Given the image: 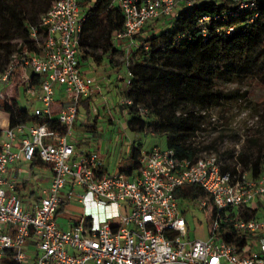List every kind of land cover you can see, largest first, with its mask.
Listing matches in <instances>:
<instances>
[{
	"label": "built area",
	"instance_id": "obj_1",
	"mask_svg": "<svg viewBox=\"0 0 264 264\" xmlns=\"http://www.w3.org/2000/svg\"><path fill=\"white\" fill-rule=\"evenodd\" d=\"M81 1H56L41 17V34L31 30L38 51L22 48L20 80L32 114L40 120L56 119L66 131L24 124L0 133V264H264V172L252 177L237 166L232 174L222 170L216 154L188 160L171 149L153 148L140 153L137 168L129 175L125 171L107 174L97 152L75 151L69 130L79 101L95 94L92 81L82 77L77 57V33L84 21ZM195 1L114 0L123 19L114 43L127 41L126 48L135 47L133 36L147 24L168 21L180 7ZM231 1L239 9H256L257 0ZM203 22L210 19L203 17ZM16 65L14 59L0 73V99L3 91L13 87ZM125 69L127 90L131 73L127 64ZM34 76L39 77L37 87L32 86ZM56 86L65 96L58 111ZM35 103L39 105L34 107ZM130 104L121 98L120 105ZM35 154L50 180L29 204L15 191L25 180L21 169L11 177L8 171L17 161L31 162ZM188 186H197L205 194L196 200L209 216L206 241L186 239L176 191ZM72 197L87 208L70 228L61 229L58 211ZM221 227L233 231L236 240H244L243 247L223 241L218 233Z\"/></svg>",
	"mask_w": 264,
	"mask_h": 264
},
{
	"label": "trees",
	"instance_id": "obj_2",
	"mask_svg": "<svg viewBox=\"0 0 264 264\" xmlns=\"http://www.w3.org/2000/svg\"><path fill=\"white\" fill-rule=\"evenodd\" d=\"M56 1L0 0V73L14 59L17 61L11 76L14 97L10 101L0 100L8 128L44 124L51 131H66L56 119L40 120L30 107L19 103L20 94L25 92L19 79L25 57L22 48L29 53L38 51L31 30H39L41 17ZM255 4V10H248L239 9L231 0H197L191 6L180 7L173 18L162 21L163 26L161 21L147 24L133 36L136 46L125 54L113 40L123 26L114 0H83L79 5L84 21L77 33L79 66L87 61L100 66L105 58L111 62L116 55H125L131 78L123 97L131 104L121 108L127 111L128 129L143 132L145 119L152 118L154 132L165 138L167 149L173 150L180 159H196L201 150L194 145V140L203 131L207 113L243 97L238 90L226 92L222 85H238L249 80L264 88V0H257ZM228 12L235 15L230 16ZM217 16L220 19H215ZM203 17L210 22L200 23ZM229 28L233 30L227 32ZM146 31L149 34L143 36ZM38 33L41 34L40 30ZM121 65L117 66V72ZM38 85L39 77L34 76L32 86ZM141 152L140 146L130 148L129 164L123 170L128 175L137 168ZM222 155L230 159L228 164L221 161L224 172L234 174L239 166L240 171L257 177L264 172V136L251 138L237 153ZM30 166L44 167L36 154ZM176 193L191 201L205 197L197 186L179 188ZM218 233L226 243L243 247L244 240H236L233 231L221 227Z\"/></svg>",
	"mask_w": 264,
	"mask_h": 264
},
{
	"label": "rangeland",
	"instance_id": "obj_3",
	"mask_svg": "<svg viewBox=\"0 0 264 264\" xmlns=\"http://www.w3.org/2000/svg\"><path fill=\"white\" fill-rule=\"evenodd\" d=\"M160 23L163 26V22ZM155 29L159 30L157 27ZM143 34V36L148 35L149 31ZM123 43L124 41L115 43V46L124 48L126 45ZM119 64H122L121 70L117 72L116 68ZM126 64L125 55L118 54L110 62L111 67L108 61L101 66L82 65L81 68L90 69L91 74L103 75L105 82L102 87H99V92L89 98L91 100L88 105H79L76 120L69 130L74 144L78 145L77 148L80 151L83 153L97 152L102 157L109 174L123 171L128 166V152L132 143L139 144L144 152H149L155 147L159 149L166 147L165 138L154 132L152 118L145 119L143 132H133L127 127V111L123 110L120 105V99L126 90ZM110 70L113 71L110 72ZM12 86L11 90L3 91L4 97L0 100L10 101L14 97V83ZM106 87H110L111 91L106 92ZM222 88L226 92L238 90L243 97L236 102H225L220 107L210 110L202 126L203 131L195 138L194 145L201 150L198 157L205 154H216L224 164H228L229 157L222 154L237 153L251 138L264 136V88L257 82L249 80L238 85L224 84ZM29 101L25 92L20 94L21 106L30 107ZM7 126V115L0 109V132H4ZM17 162L22 175H31V179L27 181V189H21V193L24 194L23 200L28 202L32 190L38 197L40 189L46 187L40 179L44 173L36 168L31 169L29 163L24 160ZM75 193L81 194L79 190ZM177 199L179 210L186 222V239L208 240L209 216L200 210L198 201L183 199L180 196H177ZM89 207L92 211H96L90 204ZM85 208H87L86 204L79 202L76 197L65 201L63 209L58 213L57 225L65 229L84 215ZM118 222V219L114 221V223Z\"/></svg>",
	"mask_w": 264,
	"mask_h": 264
},
{
	"label": "crops",
	"instance_id": "obj_4",
	"mask_svg": "<svg viewBox=\"0 0 264 264\" xmlns=\"http://www.w3.org/2000/svg\"><path fill=\"white\" fill-rule=\"evenodd\" d=\"M124 45H126L127 46V44H128V42L127 41H125L124 43H123ZM121 50H123V51H130V49H132V48H126V47H124L123 48V46H118ZM127 49V50H126ZM105 61H108V64H109V66L111 67V65H110V62H109V60L108 59H104V61H103V63L105 62ZM102 63V64H103ZM87 65L88 67H92V66H96L94 63H92L91 61H87V62H84L82 65ZM101 64V65H102ZM82 65L80 66V70H81V73H82V77L84 78V79H89V80H91L92 81V83H91V88L94 90V92H95V94L93 95V96H95L96 95V93H98L99 92V87H102V85L104 84V82H105V79H104V77H103V75H100V74H97V73H94V74H91V71H90V69H88V70H83L81 67H82ZM100 65V66H101ZM111 69V68H110ZM113 70H110V72H112ZM116 72V71H115ZM105 91L106 92H110L111 91V89H110V87H106V89H105ZM92 96V97H93ZM64 98H65V96H64V93H63V91H62V88H60L59 86H56V96H55V105H56V108H55V110L56 111H58V109H59V107L60 106H62L63 104H64ZM89 98H91V97H89ZM89 98H81L80 99V101H79V105L81 104V105H88V103L90 102V100L91 99H89ZM121 100V99H120ZM30 104V103H29ZM39 104L38 103H35V104H33V106L34 107H36V106H38ZM79 105H78V107H79ZM28 107V106H27ZM30 108H31V104H30ZM8 127V126H7ZM81 130H84V129H82L81 128ZM94 131V130H93ZM1 133V132H0ZM70 141L72 142V144L74 145V148H75V151L77 152V153H83L82 151H80L77 147H78V145H75L74 144V142H73V140H72V138H71V136H70ZM132 146H140L139 144H135V143H132L131 145H130V148L132 147ZM130 148H129V150H130ZM155 148H157V147H155ZM140 149H141V147H140ZM165 149H166V147H165ZM145 152H147V151H145ZM129 153V152H128ZM100 158H101V160H102V162H103V159H102V157L100 156ZM19 162V161H18ZM17 162V163H18ZM27 163H29V166H30V162H27ZM18 168V166H17V164L15 163V164H13L10 168H9V171H8V176L9 177H11L12 176V174H13V172H14V170L15 169H17ZM30 168L31 169H34V168H32L31 166H30ZM36 169H39L40 171H42L43 173H44V175L43 176H40V179L44 182V184H46V186L48 185V183H49V180H50V174H49V172L47 171V169L45 168V167H43V168H36ZM103 173H107V174H109L108 172V170H107V167L104 165V162H103ZM33 171V170H32ZM23 176H25V180L23 181V182H21L18 186H17V188H16V193L18 194V196L19 197H21V199L23 200V197H24V194H22L21 193V189H27V181L29 180V179H31V175L30 174H28V175H23ZM44 179V180H43ZM29 201L27 202V201H24V202H26V203H31V202H33L35 199H36V196H35V192H34V190H32L31 192H30V196H29ZM57 218H58V215H57ZM72 224H70L69 226H67L65 229H68V228H70V226H71Z\"/></svg>",
	"mask_w": 264,
	"mask_h": 264
}]
</instances>
